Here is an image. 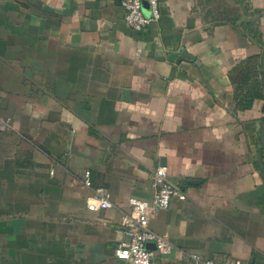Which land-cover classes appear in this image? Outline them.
<instances>
[{"label":"crops","instance_id":"1","mask_svg":"<svg viewBox=\"0 0 264 264\" xmlns=\"http://www.w3.org/2000/svg\"><path fill=\"white\" fill-rule=\"evenodd\" d=\"M120 2L0 0V264H129L159 165L182 196L155 264H264V0H157L140 33ZM86 172L115 207L87 208Z\"/></svg>","mask_w":264,"mask_h":264},{"label":"built area","instance_id":"2","mask_svg":"<svg viewBox=\"0 0 264 264\" xmlns=\"http://www.w3.org/2000/svg\"><path fill=\"white\" fill-rule=\"evenodd\" d=\"M124 11V22L127 28L140 33L148 26L160 19L157 0H151V14L145 16L142 12V0H121ZM8 122L0 118V131L10 129ZM153 195L149 200H129L130 214L124 223V237L115 248L114 256L117 260H123L129 264H155L158 255H167L175 247L165 237L155 233L151 227V221L161 210L169 208L173 198L181 197L182 190L169 177V167L159 165L151 175ZM83 185L93 189L94 196L87 203L90 211L106 210L115 207L110 192L105 187L93 188L92 176L89 172L84 174ZM154 244L155 249H149L148 245ZM192 264H216L212 260H206L195 252L187 253ZM235 264H241L235 262Z\"/></svg>","mask_w":264,"mask_h":264},{"label":"water","instance_id":"3","mask_svg":"<svg viewBox=\"0 0 264 264\" xmlns=\"http://www.w3.org/2000/svg\"><path fill=\"white\" fill-rule=\"evenodd\" d=\"M148 248H149V249H155V246H154V244H149V245H148Z\"/></svg>","mask_w":264,"mask_h":264}]
</instances>
